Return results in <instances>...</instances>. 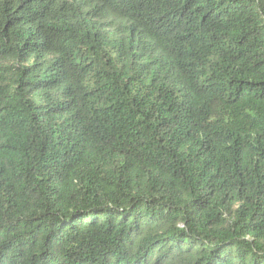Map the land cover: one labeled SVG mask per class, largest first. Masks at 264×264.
I'll list each match as a JSON object with an SVG mask.
<instances>
[{"label":"trees","instance_id":"16d2710c","mask_svg":"<svg viewBox=\"0 0 264 264\" xmlns=\"http://www.w3.org/2000/svg\"><path fill=\"white\" fill-rule=\"evenodd\" d=\"M0 264H264V0H0Z\"/></svg>","mask_w":264,"mask_h":264}]
</instances>
